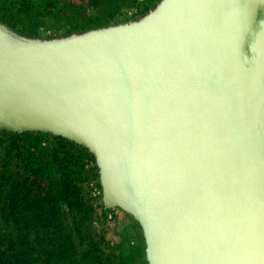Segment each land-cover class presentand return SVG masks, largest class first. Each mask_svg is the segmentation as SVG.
<instances>
[{
    "label": "water",
    "instance_id": "water-1",
    "mask_svg": "<svg viewBox=\"0 0 264 264\" xmlns=\"http://www.w3.org/2000/svg\"><path fill=\"white\" fill-rule=\"evenodd\" d=\"M0 128L92 152L147 264H264V0H162L50 41L0 24Z\"/></svg>",
    "mask_w": 264,
    "mask_h": 264
},
{
    "label": "trees",
    "instance_id": "trees-1",
    "mask_svg": "<svg viewBox=\"0 0 264 264\" xmlns=\"http://www.w3.org/2000/svg\"><path fill=\"white\" fill-rule=\"evenodd\" d=\"M56 5L0 0V11L12 14L0 20L26 31L22 23L42 15L39 7ZM90 159L86 147L62 136L0 131V264H114L104 235L93 233L83 191Z\"/></svg>",
    "mask_w": 264,
    "mask_h": 264
},
{
    "label": "rangeland",
    "instance_id": "rangeland-1",
    "mask_svg": "<svg viewBox=\"0 0 264 264\" xmlns=\"http://www.w3.org/2000/svg\"><path fill=\"white\" fill-rule=\"evenodd\" d=\"M161 2L162 0H57L56 6L39 7L37 10L42 15H35L30 21L25 20L22 24L26 25V31L1 20L0 24L21 36L50 41L134 23L153 11ZM0 15L8 18L12 14L3 10ZM3 130L18 134L35 132L56 136L39 130L15 131L0 128V131ZM87 151L92 159L85 163L84 168L91 172V176L83 191L93 207V233L104 235L114 255V264H144L145 243L139 223L120 207L104 205L100 169L95 156L88 149ZM62 210L66 212L64 206Z\"/></svg>",
    "mask_w": 264,
    "mask_h": 264
}]
</instances>
